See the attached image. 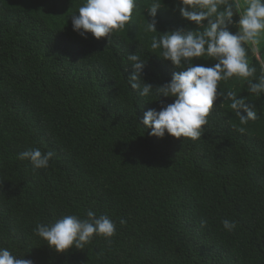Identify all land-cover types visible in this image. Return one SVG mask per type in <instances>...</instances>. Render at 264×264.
<instances>
[{"label":"trees","instance_id":"trees-1","mask_svg":"<svg viewBox=\"0 0 264 264\" xmlns=\"http://www.w3.org/2000/svg\"><path fill=\"white\" fill-rule=\"evenodd\" d=\"M83 2L0 0V247L33 264H264V97L239 80L220 81L218 92L254 101L259 118L241 125L218 98L201 139L149 135L140 120L160 103L130 88L127 55L146 61L143 78L154 87L180 71L150 47L152 0H137L109 42L72 30L69 17ZM180 6L163 0L158 32L196 28ZM32 148L56 153L47 169L17 159ZM88 210L115 223L110 244L95 237L58 253L33 234L38 222ZM225 218L237 222L231 233Z\"/></svg>","mask_w":264,"mask_h":264},{"label":"clouds","instance_id":"clouds-1","mask_svg":"<svg viewBox=\"0 0 264 264\" xmlns=\"http://www.w3.org/2000/svg\"><path fill=\"white\" fill-rule=\"evenodd\" d=\"M182 19L194 23L193 30L175 28L158 32L157 12L163 6V0H152L146 12L144 30L154 33L151 37V49L159 50L161 58L170 61L180 69L174 72L170 81L154 87L144 80L146 61L137 54H128L127 61L132 72L126 79L132 90L140 97H155L159 101V110L150 108L143 112L140 123L150 129L149 135L164 138L167 135L175 138L183 137L196 141L201 139L204 126L208 124V116L218 98L227 107L239 123L246 125L259 118L254 101L237 95L235 91L218 92L220 81L236 79L246 84V92L256 99L264 97V53L258 45L264 37V0H177ZM137 0H84L78 11L69 17L72 30L81 38L87 39L91 34L94 39L111 40L113 34L125 28L131 21ZM238 16L234 24L233 17ZM229 25L237 28L235 33ZM260 65L261 74L256 76V67L250 65L249 48ZM210 58L216 61L212 66L194 64L199 58ZM126 64V65H128ZM161 97L174 98L172 103H164ZM154 101V102H155ZM144 106V105H143ZM143 106L141 108H143ZM246 114V115H245ZM237 131L245 132L244 127ZM56 156L54 151L42 152L32 148L20 152L17 159L29 161L31 168L47 169L50 161ZM124 225L126 220L120 219ZM226 232H233L237 222L230 219L221 220ZM208 225L202 218L200 227ZM115 223L109 216L97 215L88 210L85 217L77 214L63 215L59 219L38 222L33 234L58 253L71 248L84 249L95 237H102L109 244L116 236ZM24 255H14L8 248L0 247V264H33ZM19 257V258H18Z\"/></svg>","mask_w":264,"mask_h":264},{"label":"rangeland","instance_id":"rangeland-1","mask_svg":"<svg viewBox=\"0 0 264 264\" xmlns=\"http://www.w3.org/2000/svg\"><path fill=\"white\" fill-rule=\"evenodd\" d=\"M241 3H243V0H241ZM258 47H259L261 53H264V37L261 38L260 44L258 45Z\"/></svg>","mask_w":264,"mask_h":264}]
</instances>
